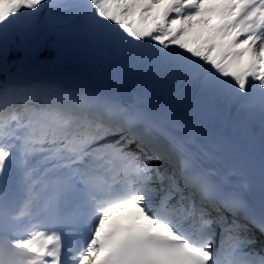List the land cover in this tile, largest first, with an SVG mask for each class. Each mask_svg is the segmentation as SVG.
<instances>
[{
  "label": "snow or ice",
  "instance_id": "1",
  "mask_svg": "<svg viewBox=\"0 0 264 264\" xmlns=\"http://www.w3.org/2000/svg\"><path fill=\"white\" fill-rule=\"evenodd\" d=\"M0 264H264V0H0Z\"/></svg>",
  "mask_w": 264,
  "mask_h": 264
}]
</instances>
